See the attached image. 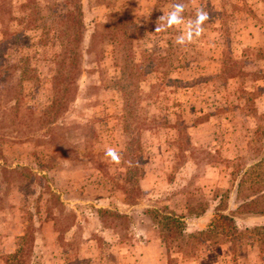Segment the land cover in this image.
Masks as SVG:
<instances>
[{
	"label": "rangeland",
	"instance_id": "1",
	"mask_svg": "<svg viewBox=\"0 0 264 264\" xmlns=\"http://www.w3.org/2000/svg\"><path fill=\"white\" fill-rule=\"evenodd\" d=\"M2 2L0 43L9 28L3 52L14 51L0 66V163L34 178L0 177V264L18 250L19 264H166L150 208L183 215L187 231L219 202L240 228L264 225L251 211L264 206V0H180L186 21L208 13L184 47L176 29L155 32L172 0ZM66 24L77 61L58 91ZM107 28L128 30L129 43L101 40ZM225 52L237 63L218 79ZM144 53L166 60L138 73ZM197 202L205 213L189 215ZM99 208L127 214V230ZM178 264H264V250L252 240L233 261L228 245L204 244Z\"/></svg>",
	"mask_w": 264,
	"mask_h": 264
},
{
	"label": "trees",
	"instance_id": "2",
	"mask_svg": "<svg viewBox=\"0 0 264 264\" xmlns=\"http://www.w3.org/2000/svg\"><path fill=\"white\" fill-rule=\"evenodd\" d=\"M179 1L180 0H172V5L179 3ZM26 2L30 7L31 5L35 4L34 0H26ZM4 7L5 2H2L0 4V10L2 11L0 19H3ZM32 10L33 8L31 11ZM59 15L60 18H58V21L59 19H61V21H59L60 23L58 24L62 25L64 20H66L67 23L69 13ZM193 19H195V14ZM28 20L29 19H27L26 22ZM29 23H31V20L28 21V24ZM2 30L6 38L0 43V66L11 57V52L14 51L13 47H8V49L3 52V50L6 48V43L11 42L9 36H11L12 33L7 27H4ZM105 30L106 31L102 33L103 35L101 34L102 36H100L101 40L107 39L114 45H118V43L119 45L125 44L126 42L129 43L130 35L128 30L114 28H107ZM20 33H16L15 38L21 36ZM60 36L62 43H64V48L61 49V52L56 56V60L54 61L58 67L57 78H60L56 85V90L58 91L61 88L63 81H65V68L63 67L69 66V68L67 67V70H69V72H74L77 61L76 49L73 47V45H70L72 43L71 36L69 35V26L67 24L65 26V31H61ZM74 57L76 61L73 60ZM143 58L144 62L142 63L131 62L132 66L137 68L136 72L138 73H141L143 64L145 67L155 68L159 64V61L166 60L165 56H152V54L149 55L148 53H144ZM236 63L237 61L228 56L227 52H225L224 58L222 60L221 73L217 76V78L224 79L228 77L233 71V66ZM68 76L71 82L72 74H69ZM175 81L176 80L172 79L168 80V82L172 83ZM16 102L17 99L15 100L14 105L17 104ZM0 173L1 182L10 180L16 176L18 179H22V181L27 182H29V180H33L34 178L33 173L29 171L27 166L10 167L3 162L0 163ZM257 191H259V189L256 190V193ZM220 201H223V199ZM220 205L221 203L219 202L218 207H216L215 211L210 215L207 222L202 227H199L193 231H187V221L183 215H178L166 208H150L144 212L150 218L152 226L157 229L159 237L163 242L166 251V264H178L179 257L181 255L197 251L199 250V247L204 244L228 245L233 261L237 260L238 251L245 247L246 244L252 240L258 244L261 250H264V225L242 229L236 224L235 219L231 214L225 213L219 208ZM252 209L253 210L251 211L253 213L264 212V206L258 207L255 205V207ZM187 210L189 215L198 216L204 214L206 209L204 202H197L195 204H189ZM96 212L99 214L101 220L118 234H121L123 229L127 230V220L129 219L127 214L112 212L103 208L97 209ZM15 262H17V264L20 263L19 250L14 252L11 256H8V264H15Z\"/></svg>",
	"mask_w": 264,
	"mask_h": 264
},
{
	"label": "clouds",
	"instance_id": "3",
	"mask_svg": "<svg viewBox=\"0 0 264 264\" xmlns=\"http://www.w3.org/2000/svg\"><path fill=\"white\" fill-rule=\"evenodd\" d=\"M185 11V5L183 3H175L168 12H164L159 18L158 26L155 32H160L167 29H176L180 32V35L176 37L174 43L179 46H187L195 42L204 31V23L208 20V13L202 9H198L195 14V19L185 20L183 15ZM105 156L108 163H120V154L112 147L105 149ZM132 232L136 238L142 233L135 226Z\"/></svg>",
	"mask_w": 264,
	"mask_h": 264
}]
</instances>
